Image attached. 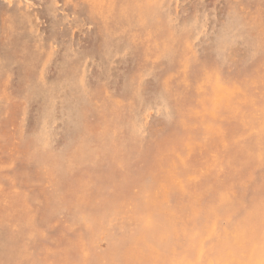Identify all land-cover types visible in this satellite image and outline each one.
Segmentation results:
<instances>
[{"label": "rangeland", "instance_id": "obj_1", "mask_svg": "<svg viewBox=\"0 0 264 264\" xmlns=\"http://www.w3.org/2000/svg\"><path fill=\"white\" fill-rule=\"evenodd\" d=\"M137 189L132 264L264 257V0H0V264H95Z\"/></svg>", "mask_w": 264, "mask_h": 264}, {"label": "bare ground", "instance_id": "obj_2", "mask_svg": "<svg viewBox=\"0 0 264 264\" xmlns=\"http://www.w3.org/2000/svg\"><path fill=\"white\" fill-rule=\"evenodd\" d=\"M254 17H256V15ZM199 74H200V86L203 88V90L211 89L213 90L214 93L216 94L219 93L222 95H224L225 93L234 94L237 91V90H233L230 85H227L226 83L222 82L220 78L216 75V72L214 69H212V67H208L206 70L201 71ZM184 170H187V169H184ZM143 197L145 198L147 197V195H144ZM128 202H129V206H127V210H125V212L119 217L117 222H115L117 223V226L121 228V231H124V230L128 231V234L124 237L125 239L116 240L114 238L113 232H110L108 236L110 247L108 250H98L96 248L95 250H92L91 249L92 242L90 241V244H91L90 250H92L91 256L95 258V264H132L131 260H133L134 258H129L127 256H124L123 252H121L122 248H126L127 250H129L130 248L135 249L143 245L144 243H150L155 238H159V237L165 238L166 234H163L161 232V230L158 228L159 227L158 225L143 224L141 222L140 212L141 210H144L146 206L141 204V201L139 199L138 189L133 194V196L129 199ZM102 215L105 216V213ZM242 216H245V214L237 218L238 227L244 225ZM111 217H112V214L108 218H111ZM114 219H117V218L115 217ZM262 219H263V215L260 217L259 220L261 221ZM227 224L228 226H230L229 222ZM210 227L211 225L209 226V228ZM134 234H136V236H134ZM219 243H220V246L218 248H213V247L202 248L203 254L201 255L203 257L205 256V261L209 260V261L214 262L215 264H243L244 262L243 259L239 258L240 244H236L235 242L231 240V238H228L226 240L222 239V241H219ZM198 251L199 250H197V252ZM156 257H157L156 251L152 250L151 255L148 257V260L153 261ZM85 260H86L85 263L87 262L86 264H90L91 262H93L92 259H85ZM168 261L170 262V260ZM171 262L172 264H208V263H204V261H201L198 263H190L186 252H183V255H181L177 260L171 261ZM33 264H39V263L34 262ZM165 264H168L167 260H165ZM253 264H264V257L261 256L259 258L254 259Z\"/></svg>", "mask_w": 264, "mask_h": 264}]
</instances>
